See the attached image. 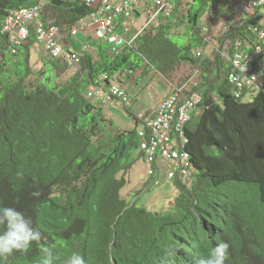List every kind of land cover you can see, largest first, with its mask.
<instances>
[{
	"label": "trees",
	"instance_id": "1",
	"mask_svg": "<svg viewBox=\"0 0 264 264\" xmlns=\"http://www.w3.org/2000/svg\"><path fill=\"white\" fill-rule=\"evenodd\" d=\"M40 1L0 0V198L32 216L42 234L26 253L0 257V264H37L45 247L54 250V264H65L73 252L87 264H196L219 241L230 245L226 264H264V82L253 102H243L228 82L224 57L192 56L194 42L203 41L200 15L211 3L235 7L240 0H192L186 5L198 8L183 7L185 14L176 0L171 16L118 54L106 40L90 38L81 69L63 80L62 60L49 58L33 71L34 32L15 52L1 33L9 11ZM93 10L66 1L48 7L49 18L68 33L65 44ZM260 13L232 27L229 54L237 40L252 44L250 28ZM182 19L189 39L179 46L165 28H180ZM142 62L144 73L163 75L186 64L202 79L193 88L202 102L186 128L195 173L173 179L174 205L153 212L121 195L125 175L142 158L136 127H114L105 107L85 97L99 74L130 77Z\"/></svg>",
	"mask_w": 264,
	"mask_h": 264
},
{
	"label": "built area",
	"instance_id": "2",
	"mask_svg": "<svg viewBox=\"0 0 264 264\" xmlns=\"http://www.w3.org/2000/svg\"><path fill=\"white\" fill-rule=\"evenodd\" d=\"M87 7H94L90 14L92 25L95 26L97 38L106 39L111 45V52L118 53L124 47L133 46L138 33L131 38H124L114 32L115 17L123 16L129 19L135 10L139 8L142 0H72ZM148 4L151 17L150 21L160 14L168 16L172 13L170 0H144ZM264 6V0H244L240 6L242 14L255 13ZM39 7L33 9H23L11 12L5 19L3 31L8 35L12 44H19L28 35V25L33 24L37 32L38 40L53 57L63 56L69 66L77 69L79 67V56L71 50H65L58 42V28L56 26H46L42 21L37 20ZM77 33L76 29L72 34ZM257 37L256 44L249 46L250 51H236L231 56L233 72L229 75V81L233 86V93L236 98L253 100V95L259 89L258 78L255 68H264V30L254 29ZM240 45V43H238ZM239 47V46H238ZM199 55L200 52H197ZM243 69V70H242ZM106 74H102L98 80L91 84L86 96L90 99L101 100L108 105L115 102L128 105L124 88L117 84L106 85ZM200 97L197 94L189 95L184 87H176L171 95L163 101L152 116L144 118L139 116L144 122V128L139 130V136L143 138L142 149L148 161H161L169 168V176L176 173L181 176L188 174V153L180 150L187 143L184 136V128L189 121V113L197 108ZM148 132V133H147Z\"/></svg>",
	"mask_w": 264,
	"mask_h": 264
},
{
	"label": "clouds",
	"instance_id": "3",
	"mask_svg": "<svg viewBox=\"0 0 264 264\" xmlns=\"http://www.w3.org/2000/svg\"><path fill=\"white\" fill-rule=\"evenodd\" d=\"M54 1H60V2H65L66 1V2H70V3L74 2L72 0H42L38 4H36V5L32 6V7H24V8H20V9L11 10V11L8 12V14L5 16V18L3 20V23L1 25V33L6 37V40H7L8 44H9V46L11 48V51L12 52H15L18 47L22 46L23 44H25L28 41L29 37L31 36V32H34L35 41H36L34 45L40 46L42 48L43 52L48 56V58H52L54 60H62L66 64L67 69L73 71L71 73V74H73V73H75V72H77V71H79L81 69V56H82V52L90 48V42H91L90 41V38L98 39V40H106V39L97 38V36L95 35V26L92 25L91 19H89L90 14L93 13V11H94L93 10L88 16L80 19L76 23V24H80V27L81 28H77L76 25L73 26V28L70 30V35H69L70 38H72V39L75 40V37H78L80 34H82V32H84L85 29L91 28L93 30V32H92L93 37L86 38V41H84V43L81 44L80 50H77V49L71 47V45H72L71 42L68 43V44H65L63 41L67 38V34L68 33L66 31H62V29L60 28V26L54 24V21L51 18L48 17L49 14H50V11H48V7L50 5H52ZM170 1H171V4H172V13H173V8H174L173 0H170ZM243 1L244 0H240L237 4H235V7H233V6L231 7V5L226 6V8H228V9L231 10L229 13L232 12L234 14H233V18L232 19L230 18V15L228 14V12L225 14L227 16V18L229 19V23L226 20L225 22L227 24L224 23V25H225L224 27L225 28H222V31L224 30L222 32L224 34V37H220V36L215 37V36H213L212 38H209V37L208 38L207 37L204 38V35L207 34L206 32H209L210 28L208 27V25L207 26L201 25L200 36L202 37L203 41L200 44V47H198V48L195 49V56L204 58L203 57V46H201V45L202 44H209V45L212 46V50L211 51H214L215 52V56H214V58H210L209 56H205L206 58H210V59L213 60V59H215L216 54H219L221 57H224V59H226L228 61L229 65H230V68H231V72L228 74V82L231 85L232 90H233V86H232V84L229 81V75L233 72V68H232V65H231V56L236 51V48H239V50L240 51H243V52L250 51L249 50V46H247V43L248 44H250V43L249 42H246V41L237 40L234 43V49H233L232 54L231 53L229 54V50H230V48L232 46V43H231V40H230V37H229V32L231 31V29H232L233 26L236 27L238 25L239 26L240 25H244L247 22L248 19H251V18L256 17L257 14L259 12H261L262 8L264 7V6H262L255 13H252V14H247V15L246 14H242L240 12V6L243 3ZM74 3H77V2H74ZM142 4H143V7H142ZM80 5H82V4H80ZM36 7H39L37 20L42 21L46 26H52V25L53 26H56L58 28V38H57L58 39V42L64 47L65 50H68V51L71 50V51L77 53V55L79 56V58H80L79 59V67L77 69H74L73 67L69 66L63 56L53 57V56L50 55L49 51L44 46V43L38 40L37 32H36V29L34 28V25L33 24H29L28 25L29 35H28V37L25 40H23L19 44H12V43H10L9 38H8V35L3 31V27H4V23H5L6 17L11 12H13V11H21L23 9H33V8H36ZM92 8H94V7H92ZM140 8L145 9L144 13H146V12H149L150 13L148 4L146 3V1L142 0L141 4L139 5V8L137 10H135V12H134V14H133V16L131 18L126 19L123 16H117V17H115V28H114V32L116 34L120 35L119 33L116 32V30H117L119 24H121L122 22H124L125 25L130 26L129 32H131L132 35L131 36L130 35L129 36L128 35H125V36L120 35V36L129 39V38H131L132 36H134L135 34L138 33V36H137L136 40L133 43V46H131V47H127L126 46L124 48H132V47H134L135 44H136V41H137L138 37L140 36V34L143 33V31L145 30L146 27H148L152 23L153 24L156 23V21H161L160 18L166 19L167 17L171 16V14H172L171 13L168 16H165L164 14H160L157 18H155L152 21H150V17H149V19L147 20V22L144 25H142L141 28H138L135 25V23H137V14H138V11H139ZM119 20H121V21H119ZM125 25H123V26L125 27ZM133 28H137V29L134 30ZM255 28H258L260 30H264V28L262 26H260L259 23H258V25H255V26L252 25V27L250 28V31H251L252 35L254 36V40H252V44H250V46L253 45V44L258 43L257 42L256 34L254 33V29ZM73 29H76L77 30V33L75 35L72 34V30ZM64 32H66L65 37L63 36V33ZM123 34H125V31H123ZM248 37L251 38V36H248ZM226 43H227V45H226ZM238 43H240V45H238ZM214 44H215L216 47L213 46ZM261 45L264 47V41L261 42ZM224 47L226 48L225 51H223V48ZM245 47H248V50H243L242 49V48H245ZM124 48H122V49H124ZM31 50H32V48H31ZM121 50H120V52H121ZM110 52H111V50H110ZM120 52H118V53H120ZM197 52H200V54L198 55ZM111 53L112 54H118V53H113V52H111ZM30 55H31V52H30ZM257 68H259V67H257ZM257 68H255V69H257ZM144 69H145V67L143 69H141V68L138 69L136 72L130 71V76L133 73H137L139 70H143V72H144ZM259 69H261V68H259ZM261 70H263V72H264V68L261 69ZM102 74H106V73H102ZM102 74H99L98 77H96L94 79V82L96 80H98V78ZM106 75H107V79L105 80V84L106 85H110V84L114 83V84H117L120 87L124 88L125 91H126L127 98L130 101L129 104L128 105H124V104L119 103V101H118V102H115L114 105H108V104L103 103L101 100H95V99L88 98L86 96V91H87L88 87L91 84H93L94 82H92L87 87V89L85 91V97L87 99L93 101V102H97V103L100 102L105 107V109L108 108V107H111V106H116V105H121V106H124V107L130 106L132 104V100H131V98L128 95L129 84H126L127 86H124L125 80L122 79V78H124V79H128L129 80L130 77H127V75L124 73L122 75H119V74L118 75H115L113 78L110 79V77L108 76V74H106ZM138 78H140V74H137L135 76V80L137 81ZM257 78H258V76H257ZM201 81H202V79H201ZM201 81H199V83ZM257 83H258L259 89L253 95V100L256 97L257 93L260 91L261 86L263 85V83L260 84L259 81ZM181 86L184 87V90H185V92L187 94H189V95L197 94L200 97V102H199L197 108L194 109L193 111H190V113H189V117H190L189 118V121H190L192 113L194 111H196V110L197 111L199 110L200 104L202 102V95L200 93L194 92L193 89H192V91H189L188 90V87H187V84H182V85L176 84V85H172V89H171L169 95H167V97H165L157 105L156 109L153 112L142 113L141 115L144 118H146L148 116H152L155 113V111L157 110V108L159 107V105L163 101H165L171 95L173 89L176 88V87H181ZM237 99H239V100H241L243 102H246V103L253 102V100L252 101H248L247 99H243V98L242 99L237 98ZM139 116H137V117L134 116L135 122H138V124L136 126V131H137L138 137L140 138V140H139L140 141V143H139V151L142 154V158L139 159V160H142L148 166V169H147L148 175L152 176L153 174L158 173L159 172L160 165H163V166H165L167 168V170H168V177L170 179H175L176 177H179L181 179H190L192 177L193 172L195 171V169H194V167H193V165L191 163L190 153L187 150V145L189 143V138L186 135V128H187V124L189 123V121L186 123L185 128H184V136L187 139V143L184 145L183 148L180 147V150L187 152L188 153V156H189L188 157V163H189L188 174L185 175V176H181L179 173H176L174 176L170 177L169 176V168L163 162H161V161L149 162L148 161V158H147L145 152L142 149V141H143V138H141L139 136V130H141V129L144 128V122H143V120H141L139 118ZM119 177H121V175ZM121 193H122V191H121ZM32 195L34 197H38L40 195V193H39V191H36V192H33ZM148 211H152L153 212L154 210H148ZM158 211H161V210H158ZM41 235H42L41 234V231H40V229L37 226H35L34 220H33L32 216L26 214L24 211H21V210L17 209L16 207H13V206H10V205H6L4 203V201H3V199L0 198V257H8V256L13 255L14 253H17V252L26 253L29 250L30 246L33 244V242H38V241L41 240ZM229 247H230V245L226 241H219V242H217L214 246H212L210 248V250L207 252L206 255L200 256L196 260V264H226V262L229 260V255H230L229 254ZM42 252H43V255L38 260L37 264H54V262L57 259L54 250L51 247H45V248L42 249ZM65 264H87V261H86L85 257L83 255H81L80 253L73 252L70 256L67 257V259L65 261Z\"/></svg>",
	"mask_w": 264,
	"mask_h": 264
},
{
	"label": "rangeland",
	"instance_id": "4",
	"mask_svg": "<svg viewBox=\"0 0 264 264\" xmlns=\"http://www.w3.org/2000/svg\"><path fill=\"white\" fill-rule=\"evenodd\" d=\"M178 2L180 3L178 6L179 11L182 14H185L186 10L198 8L197 6L191 7L190 5H186V3H193L192 0H178ZM173 4H176V0H173ZM183 7L186 9L185 11ZM230 11V9L215 3H211L210 6L207 7V14L205 15L204 12V15L202 13L203 16L200 15V24L205 26L208 25L210 28L209 32H206L207 34L204 35V38H212L213 36L224 37L222 28H225L224 23L226 20L229 23V19L225 14L227 12L229 14ZM50 16L51 14H49L48 17ZM149 17H151V13H143L142 18L137 19L136 26L141 28L142 25L147 22ZM160 22L161 21H156V23H152L151 25L157 26ZM181 22L182 25L178 29L171 28L168 31V28H165L166 37L179 46L185 44L189 39L187 35L188 28L185 27V20L183 21L182 19ZM259 24L264 28V7L260 13ZM116 32L123 36L128 34L130 36L132 35L131 32L123 34L121 28H117ZM65 34L66 32L63 33L64 37ZM82 37L83 35L80 34L78 37H75V40L78 41ZM201 46H203V57L209 56L210 58H214L215 52L211 51V45L202 44ZM198 47H200V44L194 42L193 57L195 56V49ZM225 50L226 48L224 47L223 51ZM135 57L136 53L134 52L131 58L133 59ZM48 59V56L43 52L40 46L34 45L32 47L30 65L34 72H38L42 69L44 67V61ZM144 65V62H142L141 66L144 67ZM72 72V70L66 69V72L60 75V79H66ZM255 73L258 76L259 83L262 84L264 82L263 70L257 68L255 69ZM137 74H140V78L136 81L135 76ZM30 78L32 79V76ZM122 79L125 80L124 86L129 84L128 95L132 100V104L128 107L116 105L105 109V114L108 119L111 120L114 127L120 130L134 129L136 127L134 116L137 117L142 113L153 112L157 105L169 95L172 85L187 84L188 90L192 91L193 87L201 81L200 72H197L191 66L186 64L176 65L174 69L166 75L150 68L148 73L139 70L137 73H133L129 80ZM147 169L148 166L142 160H139L132 167L128 174L125 175V178L127 177V184L122 190V196L128 203H133L136 200L138 205L145 207L148 210L158 211L171 209L174 205L177 189L174 185L173 179L168 177L167 168L160 165L159 172L152 176L148 175ZM120 175L121 174H119V176Z\"/></svg>",
	"mask_w": 264,
	"mask_h": 264
},
{
	"label": "crops",
	"instance_id": "5",
	"mask_svg": "<svg viewBox=\"0 0 264 264\" xmlns=\"http://www.w3.org/2000/svg\"><path fill=\"white\" fill-rule=\"evenodd\" d=\"M142 7H143V4H142ZM231 7H232V5H231ZM144 11H145V9H142V8L139 9L138 14H137V19H141V18H142ZM233 14H234V13H232V12L229 13L231 19L233 18ZM119 21H121V20H119ZM225 24H227V23L225 22ZM123 25H125L124 22H122L121 24H119L118 28H121L122 32H123V31H125V33H126V32H129V30H130V26L125 25V27H124ZM135 25H136V23H135ZM79 28H81V27H80V24H79ZM133 29L135 30V29H137V28H133ZM227 29H228V28H227ZM223 31H224V30H223ZM223 31H222V32H223ZM92 32H93V30H92L91 28H87V29H85V31L82 32L83 37H82L80 40H78V41H80L81 43L76 44L77 41L73 39V41L71 42V43H72L71 47H73V48H75V49H77V50H80L81 44L84 43V41H86V38H88V37H93ZM128 36H129V34H128ZM213 46L216 47L215 44H214Z\"/></svg>",
	"mask_w": 264,
	"mask_h": 264
},
{
	"label": "bare ground",
	"instance_id": "6",
	"mask_svg": "<svg viewBox=\"0 0 264 264\" xmlns=\"http://www.w3.org/2000/svg\"><path fill=\"white\" fill-rule=\"evenodd\" d=\"M78 28H79V24H78Z\"/></svg>",
	"mask_w": 264,
	"mask_h": 264
}]
</instances>
